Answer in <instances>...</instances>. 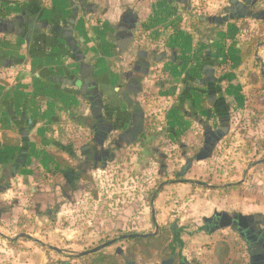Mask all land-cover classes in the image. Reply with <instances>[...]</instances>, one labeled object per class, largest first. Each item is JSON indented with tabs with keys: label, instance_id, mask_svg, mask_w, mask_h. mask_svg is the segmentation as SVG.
Here are the masks:
<instances>
[{
	"label": "rangeland",
	"instance_id": "obj_1",
	"mask_svg": "<svg viewBox=\"0 0 264 264\" xmlns=\"http://www.w3.org/2000/svg\"><path fill=\"white\" fill-rule=\"evenodd\" d=\"M212 1L220 7L229 2ZM256 1L248 20L222 25L223 48L204 69H178L172 59L171 65L157 62L149 77L162 86L157 92L138 87L136 93L145 95L141 102L135 95H114L111 78L99 81L108 96L101 88L86 98L76 91L75 102L62 105L58 129L50 131H58L55 139L62 142L55 146L53 136L45 137L46 148L40 147L44 141L33 142L15 157L7 176L13 194L0 207L12 213L0 229L14 239V251L29 250L38 264H128L130 239L90 256L75 255L125 235L157 233L159 241L143 242L133 262L160 264L173 253L179 261L162 264H197L193 259L205 258L209 248L201 247L199 235L220 230L219 216L230 206L262 208L264 49L258 54V45L264 43V0ZM193 3L194 10L212 9L206 12L211 18L225 16L207 0ZM146 91L154 93L147 97ZM150 113L151 130L138 137ZM36 239L65 252L42 248Z\"/></svg>",
	"mask_w": 264,
	"mask_h": 264
},
{
	"label": "crops",
	"instance_id": "obj_2",
	"mask_svg": "<svg viewBox=\"0 0 264 264\" xmlns=\"http://www.w3.org/2000/svg\"><path fill=\"white\" fill-rule=\"evenodd\" d=\"M207 3L212 6L216 2ZM222 3L221 7L213 4V8L224 9L225 16L211 18L206 12L212 9L194 10L193 0H0V200L13 194L7 176L13 172L15 157L18 161L33 142L44 141L40 147H45L46 136H53L50 139L56 140L55 146L62 142L55 139L58 131H50L58 129V113L63 104L75 102L76 91L86 98L101 88L108 96L109 88L104 89L99 81L113 78L108 87L114 95L123 100L135 95L141 102L145 95L136 93L138 87L157 92L162 86L149 77L157 62L171 65L172 59L178 69L199 71L211 58L215 61L223 48V28L248 20L247 16L238 18L236 10L229 11V2ZM212 23L222 28L218 31ZM258 48L259 54L264 43ZM132 81L137 83L136 90H131ZM150 94L147 92V97ZM261 200L262 208L241 203L224 210L219 216L221 229L199 235L201 247L209 246L205 258L195 257L192 262L222 264L216 252L223 242L230 249L223 264H264V260L256 263L252 259V253L256 256L264 251ZM11 213L1 208L0 221ZM2 232L0 229L1 264L8 257L13 260L6 264H38V257H32L29 250L14 251L9 245L14 239ZM35 242L59 254L65 252L40 239ZM171 257L179 261L173 253ZM167 259L170 257L160 264Z\"/></svg>",
	"mask_w": 264,
	"mask_h": 264
},
{
	"label": "water",
	"instance_id": "obj_3",
	"mask_svg": "<svg viewBox=\"0 0 264 264\" xmlns=\"http://www.w3.org/2000/svg\"><path fill=\"white\" fill-rule=\"evenodd\" d=\"M243 2H241V0H229V4L231 5V7L228 9L229 11H232V10H236L237 11V17L238 18H244L248 15L249 13V10H251L252 8V5H255L256 4V0H242ZM258 19L261 18V16H257ZM37 28V26H36ZM132 42L135 40V38L133 37L132 39ZM95 81V80H94ZM186 183H189V184H203V183H200V182H197V181H192V180H186L184 181ZM154 200L153 199V203H154ZM155 214V210L153 209V215ZM158 230V228H157ZM157 233H153V234H133V235H125V236H122L120 238H117L111 242H108V243H105L99 247H96L94 249H91V250H88V251H85L83 253H78L76 254L75 256L78 257V258H82V257H86V256H90L92 254H95L97 252H100L101 250L107 248V247H110L112 245H114L115 243H117L118 241L120 240H124V239H130V238H149V237H152V236H155ZM261 243V242H260ZM57 250V249H56ZM257 253V255L255 256L254 253H252L253 257L252 259L255 260L256 263H260L262 260H264V251H261V254ZM263 263V262H262Z\"/></svg>",
	"mask_w": 264,
	"mask_h": 264
},
{
	"label": "trees",
	"instance_id": "obj_4",
	"mask_svg": "<svg viewBox=\"0 0 264 264\" xmlns=\"http://www.w3.org/2000/svg\"><path fill=\"white\" fill-rule=\"evenodd\" d=\"M153 115V114H152ZM154 122L152 116H149L147 117V119H145V131H143L141 134L137 135L138 137H145L147 134H146V131L147 130H151L150 127H152V123ZM150 132V131H149ZM130 235H133V234H130ZM160 237V235H155V236H152V237H149V238H130V240H133L134 242V246L133 247H129L127 249L128 251V262H133V258H134V255L136 254V249L143 243H149V244H152V243H155V242H158V238ZM217 257L219 258L220 262L223 264L224 260H226L229 255H230V249H229V246L223 242L219 243L217 245Z\"/></svg>",
	"mask_w": 264,
	"mask_h": 264
},
{
	"label": "flooded vegetation",
	"instance_id": "obj_5",
	"mask_svg": "<svg viewBox=\"0 0 264 264\" xmlns=\"http://www.w3.org/2000/svg\"><path fill=\"white\" fill-rule=\"evenodd\" d=\"M211 83H213V85H216L217 84V81H216V84H215V81L213 82V81H211V82H209V84H211ZM217 106H218V108H219V105L217 104ZM208 135L209 136H212V134L210 133H208ZM204 136H205V134H204ZM264 163V162H263ZM200 185H203L204 186V184H200ZM208 186V185H207ZM153 199H155L154 197H153ZM153 199H152V203H153ZM155 201V200H154ZM153 217H154V215H153ZM153 222H154V224H155V220L153 219ZM157 227V226H156ZM157 235V234H156ZM27 239H29V240H31L30 238V235H29V237H26ZM132 239V238H131ZM120 241H123V240H120ZM12 242H14V241H12ZM127 254H128V251H127ZM170 259H174L173 257H170ZM128 263H130V262H128ZM172 264H175V263H173L172 262Z\"/></svg>",
	"mask_w": 264,
	"mask_h": 264
}]
</instances>
